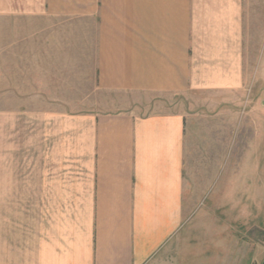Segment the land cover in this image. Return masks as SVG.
Segmentation results:
<instances>
[{
	"label": "crops",
	"instance_id": "1",
	"mask_svg": "<svg viewBox=\"0 0 264 264\" xmlns=\"http://www.w3.org/2000/svg\"><path fill=\"white\" fill-rule=\"evenodd\" d=\"M0 20L23 29L2 34L0 264H146L262 70L264 0H0Z\"/></svg>",
	"mask_w": 264,
	"mask_h": 264
},
{
	"label": "rangeland",
	"instance_id": "2",
	"mask_svg": "<svg viewBox=\"0 0 264 264\" xmlns=\"http://www.w3.org/2000/svg\"><path fill=\"white\" fill-rule=\"evenodd\" d=\"M34 22L24 18V31L38 30ZM72 26L57 22L60 29ZM20 30L15 23L0 20V109L2 86L11 85L12 75L1 70V48L6 43L2 34ZM263 51L264 39L261 54ZM250 66L249 82L238 104L233 105L238 113L224 119L222 128L219 116L211 120L217 134L211 131L210 140L204 139L217 143L216 159L210 161L205 176L201 175L203 168L186 167L191 207L146 264H260L264 258V64L262 70ZM182 101L179 96L154 97L150 107L148 101H142L133 110L147 113L161 109L160 104L174 108ZM114 106L127 108L128 102ZM218 108L219 114L225 105ZM198 110L208 115L205 108ZM231 127V144L224 145L230 140Z\"/></svg>",
	"mask_w": 264,
	"mask_h": 264
},
{
	"label": "water",
	"instance_id": "3",
	"mask_svg": "<svg viewBox=\"0 0 264 264\" xmlns=\"http://www.w3.org/2000/svg\"><path fill=\"white\" fill-rule=\"evenodd\" d=\"M260 264H264V258L262 259L261 263Z\"/></svg>",
	"mask_w": 264,
	"mask_h": 264
}]
</instances>
